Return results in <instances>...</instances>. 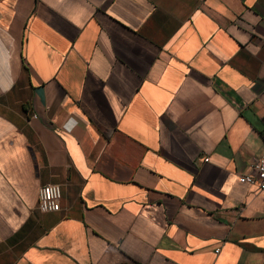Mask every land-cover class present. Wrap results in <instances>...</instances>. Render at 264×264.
Returning <instances> with one entry per match:
<instances>
[{
    "label": "crops",
    "instance_id": "crops-1",
    "mask_svg": "<svg viewBox=\"0 0 264 264\" xmlns=\"http://www.w3.org/2000/svg\"><path fill=\"white\" fill-rule=\"evenodd\" d=\"M263 153L264 0H0V264H264Z\"/></svg>",
    "mask_w": 264,
    "mask_h": 264
},
{
    "label": "built area",
    "instance_id": "built-area-1",
    "mask_svg": "<svg viewBox=\"0 0 264 264\" xmlns=\"http://www.w3.org/2000/svg\"><path fill=\"white\" fill-rule=\"evenodd\" d=\"M254 177L247 180L255 183L261 190H264V153L257 158L252 165ZM38 210L42 213H56L61 209L62 191L60 185L47 184L39 189Z\"/></svg>",
    "mask_w": 264,
    "mask_h": 264
}]
</instances>
